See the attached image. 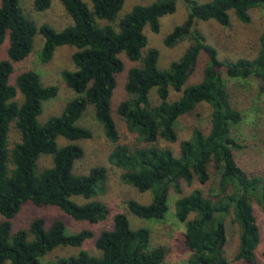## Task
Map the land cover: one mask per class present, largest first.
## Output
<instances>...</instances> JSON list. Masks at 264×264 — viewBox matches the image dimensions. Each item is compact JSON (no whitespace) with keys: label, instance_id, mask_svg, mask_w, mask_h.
I'll list each match as a JSON object with an SVG mask.
<instances>
[{"label":"trees","instance_id":"obj_1","mask_svg":"<svg viewBox=\"0 0 264 264\" xmlns=\"http://www.w3.org/2000/svg\"><path fill=\"white\" fill-rule=\"evenodd\" d=\"M124 1L61 0L73 23L57 30L47 22L38 24L21 0H0V46L8 40L7 58L0 61V214L4 216L0 223V264L8 260L12 264H164L165 247L150 248L151 229L133 228L128 216L121 212L114 215L113 227L103 230L96 239L100 256L81 250L76 255L56 258L49 255L44 260L59 247H81L95 235L90 228L69 234L61 219L47 226L44 218L37 217L28 228L12 231V220L26 202L40 207L57 206L78 221L98 223L107 218L109 209L101 200L80 204L73 199V196L90 199L107 189L106 167L94 166L85 174L74 172L75 163L85 156V149L77 141L93 136L92 130L80 121L89 105L94 106L95 117L103 125L107 139L116 144L109 160L123 169V182L141 192H152L149 203L128 200V208L134 215L163 220L173 190L180 195L175 201V215L185 223V244L191 250L189 264H231L225 245L228 217L232 214L240 227L235 259L257 264L261 229L252 200L257 198L264 204V180L250 176L238 157L237 152L243 146L233 131L243 114L232 102L222 73L233 78L256 77L264 90V32L255 58L226 61L219 59L216 47L207 42L197 21L215 20L227 26L233 11L241 22L249 23L251 10L264 7V0H183L188 16L167 35L165 45L172 47L188 40L189 46L166 69L158 65L157 48L150 47L142 55L148 46L144 28L149 25L153 32H158L160 18L176 10L177 0L135 5L120 20L119 31L98 22L115 21ZM51 2L33 0L32 8L44 11ZM38 33L44 37L40 49L43 63L50 62L60 46L76 47L72 54L74 69L62 72L76 96L61 114L51 116L45 123H40L38 116L43 112L44 102L58 95L59 86L45 85L34 69L20 72L15 83L10 79L15 64L33 51ZM122 52L132 61H141V65L130 68L126 80L128 98L117 107L128 129L137 134L138 142L144 143L135 147L119 143L121 133L113 117L117 76L124 68L119 57ZM201 54L207 58L203 79L186 86ZM153 89L160 100L157 104L152 102ZM171 89L182 92L181 96L170 100ZM201 103L212 107L210 130L194 128L190 138L180 141L178 155L162 147V139L178 141L179 119ZM12 122L21 140L10 148ZM58 136L72 142L58 147ZM42 154L51 155L53 163L37 171ZM211 167L221 172L212 195L206 196L199 188L184 194V183L209 182Z\"/></svg>","mask_w":264,"mask_h":264},{"label":"rangeland","instance_id":"obj_2","mask_svg":"<svg viewBox=\"0 0 264 264\" xmlns=\"http://www.w3.org/2000/svg\"><path fill=\"white\" fill-rule=\"evenodd\" d=\"M157 0H125L123 7L119 11L117 18L113 22L105 19H99L101 25L110 24L115 31H119L120 20L129 13L135 5H149ZM207 2L210 0H198ZM25 10L32 13L38 24L47 22L55 29L62 30L73 23L71 15L67 12L61 0H52L51 5L44 11H35L32 8L33 0H21ZM90 7L92 4L89 2ZM230 24L224 26L215 20H198L197 25L206 36L207 42L216 47L219 59L226 61H236V59L245 57L255 58L261 47L260 36L264 32V7H257L251 10V21L249 23L241 22L233 11H230ZM188 10L183 0H177V8L173 13L164 15L160 18V30L153 32L149 25L144 28V33L148 37V46L142 50L144 55L148 48L155 47L159 50L158 65L162 69L169 67L173 60H177L189 46L188 40H183L172 47L165 45V38L178 25L187 18ZM44 44V37L38 33L34 41V49L28 57L15 64L14 72L10 79L15 83L17 75L27 69H34L41 75L45 85L56 84L59 86V93L43 105V112L38 116L40 123H45L51 116L59 115L65 108L69 100L76 96L75 91L65 83L62 72L66 69H74L72 60L73 51L76 47L70 45L60 46L55 50V54L50 62L43 63L40 59V52ZM8 40L0 46V61L7 58ZM119 57L124 61V68L117 76V87L112 99L113 117L118 123L121 133L119 143L128 144L131 147L144 145L138 142L137 134L131 132L125 120L117 113V107L124 99L128 98L126 91V80L131 67L141 65V61L130 60L124 52L119 53ZM196 67L191 74L187 85L195 84L203 79L204 69L207 64V58L204 54L198 57ZM232 102L243 114L242 121L235 127L233 133L243 146L237 152L241 164L244 166L250 176H258L264 180V90L256 77L247 79L230 77L226 72L222 73ZM182 92L171 89L170 100L178 99ZM18 100L21 101V94ZM152 102L157 104L160 100L156 89L151 92ZM212 107L207 103L199 104L192 112L181 117L177 123L178 141L168 142L160 140L162 147H168L179 154L180 141L191 137L194 128H201L208 132L211 127ZM81 124L90 128L93 136L89 139L77 141L85 149V156L77 161L74 166V172L85 174L94 166H104L108 170L107 189L101 190L97 196L86 199L83 196H73L78 203H85L90 200L99 199L104 202L109 213L107 218L98 223H89L86 221L75 220L57 206H38L31 202L23 204L20 212L12 220V231L16 232L23 228H28L37 217L46 220L47 226L52 221L61 219L66 223L67 233H74L84 228H90L94 231L93 238H89L81 247L57 248L52 253L44 257V260L50 255L51 258L57 256H68L78 254L81 250L87 251L94 256H100L101 252L96 247V239L103 230L111 229L114 223L116 213H125L130 220L133 228L148 227L151 229L150 248L164 246L166 258L164 264H189L191 250L185 244L184 233L185 223L179 221L175 215V201L180 196L173 190L170 192L168 205L169 210L163 220L144 219L134 215L128 208V200L134 199L141 203L151 202L153 196L151 191L141 192L122 180L123 169L113 165L109 156L116 144L110 142L105 134L103 125L95 117V108L89 105L85 114L81 118ZM80 121L78 124H80ZM9 146L13 147L16 142L21 140V134L15 127V122L10 125ZM57 146L62 147L72 141L63 136L56 138ZM53 158L51 155H41L37 163V171L51 166ZM221 172L211 167V180L205 184L195 180L192 185L183 184L184 194L199 188L206 196L212 195L217 189ZM252 205L257 216V221L261 229V243L257 247L258 263L264 264L263 246H264V204L257 198H253ZM194 214L191 215V218ZM4 216L0 214V223ZM240 227L234 221L233 214L228 217V242L226 246V256L231 264H248L242 260H236L235 256L239 250ZM5 264H12L10 260Z\"/></svg>","mask_w":264,"mask_h":264}]
</instances>
